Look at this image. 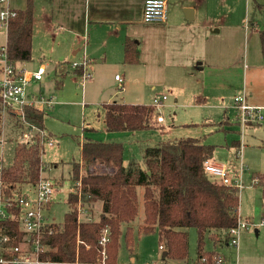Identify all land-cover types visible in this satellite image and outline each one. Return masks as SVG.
Instances as JSON below:
<instances>
[{
    "label": "trees",
    "instance_id": "trees-1",
    "mask_svg": "<svg viewBox=\"0 0 264 264\" xmlns=\"http://www.w3.org/2000/svg\"><path fill=\"white\" fill-rule=\"evenodd\" d=\"M12 10L16 15L9 19L6 45L11 62L23 65L32 60L34 1L27 0L24 9ZM262 46L264 54V36ZM137 61V43L128 39L125 62ZM76 70L82 74L81 69ZM2 108L0 89V112ZM26 114L29 122L45 129L44 109L29 107ZM158 116L153 105L115 101L104 106L108 132L151 131L157 128ZM1 118L0 113V122ZM42 148L38 134L30 140L21 139L15 146L13 162L8 166L0 164V192L4 200L15 198L38 183L46 168ZM215 148L196 138H182L147 146L142 159L133 158L125 163L122 143L85 141L81 145V160L72 163L69 211L63 222L48 220L44 224L41 262L101 264L104 247L100 240L107 229V264H116L121 237L130 249L134 247L132 224L139 215V188H143L144 219L139 232L157 231L166 259L185 261V229L196 228L200 261L206 259L207 264H216L219 257L213 250H205L206 239L219 242L217 232L224 231L226 242L230 243L229 230L238 225L241 216L240 186L226 185L205 169L206 162L214 160ZM97 162L114 167L115 173L92 174L90 168ZM82 169L86 174H81ZM63 182L62 178L57 187ZM260 182L264 194V177H260ZM80 208L86 211L81 219ZM14 212L11 219L0 223L2 234L11 238L5 243L8 247L23 245L27 237L19 209Z\"/></svg>",
    "mask_w": 264,
    "mask_h": 264
},
{
    "label": "crops",
    "instance_id": "crops-1",
    "mask_svg": "<svg viewBox=\"0 0 264 264\" xmlns=\"http://www.w3.org/2000/svg\"><path fill=\"white\" fill-rule=\"evenodd\" d=\"M33 1L32 57L36 50L38 65L45 66L46 72L41 81L29 84L27 91L30 96H46L43 82L50 76L49 67L52 64L56 66L54 85L57 89H62L69 63L86 59L90 62L92 73L89 81L95 82L99 78L104 79L108 73H115V82L125 95L133 93L138 98L148 95L153 97L154 102L158 96L165 95L167 100L170 94H176L175 103L186 100L180 103L191 105L196 100L191 97H197L204 101L201 104L205 106L209 102H205L207 98L201 95L205 94L207 88L221 87V97L228 90L234 93L232 106L234 97L242 93H245L248 104L264 106L262 40L259 51L255 41L254 50L250 53V28L246 26L251 6L257 10L254 15L261 18L264 26V0H167L166 21L155 24L143 21L146 0ZM26 3L27 0H9L8 6L20 10L26 7ZM221 3L228 5L232 11L224 19L220 18L218 12ZM4 6L6 7L5 3L0 13L5 9ZM262 36L264 34H261V38ZM128 39L137 43L138 61L134 64L125 62V43ZM20 66L27 69L26 63ZM73 73L81 76L76 69H73ZM117 75H120L121 80L116 79ZM188 83L193 87L188 88ZM159 87H163L167 93H156ZM106 92L102 89V96ZM113 96L111 93L102 98L103 116L104 106L117 101L106 100ZM55 97H52L54 103L49 108H44L46 114L55 108ZM192 99L193 101H189ZM117 102L131 105L153 104H134L123 100ZM224 104L225 102L216 106L223 108ZM232 108L238 112L235 106ZM238 117L239 113L236 123ZM9 119L13 126V119ZM164 122H158L157 128H164L161 125ZM223 123L228 124L230 121ZM103 124L105 126L104 117ZM90 129L95 131L94 127ZM134 134H138L137 131ZM234 168L236 169L235 165ZM114 172L113 170L112 173ZM229 173L231 174L230 170ZM243 243L244 239L240 240V236L238 246L228 242L235 247L237 255L240 245L243 249ZM217 256L222 263L223 258ZM255 257L251 263L246 260L242 263L239 256L237 264H264V254H257ZM187 264L202 262L198 258L195 263Z\"/></svg>",
    "mask_w": 264,
    "mask_h": 264
},
{
    "label": "rangeland",
    "instance_id": "rangeland-1",
    "mask_svg": "<svg viewBox=\"0 0 264 264\" xmlns=\"http://www.w3.org/2000/svg\"><path fill=\"white\" fill-rule=\"evenodd\" d=\"M3 4L0 2V11L3 9ZM255 10L251 6L249 18L246 21V26L250 28L248 40L250 53L254 50L255 41L259 51L262 40L261 34H264L262 20L258 15H254ZM218 12L220 18L224 19L232 11L228 5L221 3ZM6 35V26H0V45L6 44ZM36 55L35 50L32 60L26 63L27 69L30 71H36L39 68ZM55 67L54 64L49 67L50 76L43 82L46 96L53 97L55 95L57 104L53 110L45 114V129L52 135L55 144L53 147H45V152L42 154V161L46 167L42 175L56 183L63 178L64 182L62 186L57 187L54 203H51V209L47 214L49 220L61 223L69 211L67 197L73 186L70 181L72 163L81 160V145L85 141L122 143L124 162L127 163L133 158L142 159L144 149L147 146H156L161 142L176 141L182 138H196L204 144L214 145L216 147L214 161L227 164L231 176L238 180L240 186V220L249 224L240 235V240L243 238L244 243L243 249L241 245L239 247V255H237L238 252L235 247L226 242L224 231L217 232L220 238L219 242L206 239L205 250H213L216 255L223 258L220 264H237L239 256L242 263L244 260L251 263L257 254H264V194L263 185L260 182V177H264V124L243 128L239 120L236 123L238 112L232 108L234 106L231 104L234 94L232 91H225V95L221 97L220 92L223 90L221 87L207 88L205 94L201 95L207 98L205 102H209L205 106L201 104L204 101L197 97H191L196 99L194 101L193 99L189 100L193 101L191 105L180 103L186 100L175 103L176 94H170L168 99L156 108L159 115L165 120L161 124L164 128L137 131L138 134H134L135 132H108L103 124L104 116L101 102L104 99L102 98L112 93L114 94L113 98L106 99L107 101L123 100L134 104H152L153 97L146 95L138 98L133 93L123 94L124 91H121L115 82V73H108L104 79L99 78L95 82L88 80L82 83L81 76L74 75V68L71 63L67 67L68 72L64 79V87L57 89L53 82L55 80ZM187 87L193 86L188 83ZM102 89L107 91L103 96ZM165 92L167 93V90L164 91L163 87L156 90V93L159 94ZM101 96L102 98H100ZM223 102H225L223 108L216 106V104ZM226 107L228 109H225ZM9 117L14 121L13 126ZM226 120L230 123H223ZM22 126V123L12 116H8L3 123L0 122V138L5 140L0 149V164L2 166H8L13 162L15 146L22 139ZM91 127H94L95 131H92ZM241 167L242 172L240 174ZM113 170L115 171L114 167L97 162L91 166L90 172L97 175H111L115 173H112ZM81 174H86V170L82 169ZM139 204V215L132 224L135 238L134 247L130 249L124 236L121 237L116 264L195 263L199 258L196 228L185 229L188 236V257L185 261L164 259L162 256L165 249L160 248L161 242L157 231L143 234L139 232L144 219L143 188H139ZM84 214H86L85 210L80 213L81 217ZM232 258L235 259L231 261Z\"/></svg>",
    "mask_w": 264,
    "mask_h": 264
},
{
    "label": "built area",
    "instance_id": "built-area-1",
    "mask_svg": "<svg viewBox=\"0 0 264 264\" xmlns=\"http://www.w3.org/2000/svg\"><path fill=\"white\" fill-rule=\"evenodd\" d=\"M6 4V10L0 13L1 25L8 26L9 19L14 17L16 13L8 6L9 0H0ZM167 0H146L144 4L143 21L147 24L163 23L167 16ZM89 61L86 59L81 62H73L71 66L74 69H81V81L85 83L91 77ZM46 72L45 66L41 65L38 70L30 71L20 65H14L8 54L7 45L0 46V89L3 108L1 109L2 123L8 116H12L18 122L22 123L23 130L21 132L22 140H30L32 136L38 134L45 147H52L55 142L53 137L45 129H40L27 119L26 110L32 108H49L54 100L52 97L39 94L30 96L27 88L32 82H39L43 79ZM117 80L120 75L116 76ZM166 96H158L154 99L153 106L160 107L166 100ZM239 113V121L243 128L254 124H264V106H253L247 103L245 93L238 94L234 97L233 102ZM159 123L164 122L162 116L157 117ZM36 132V133H34ZM4 138H0V149L4 145ZM1 169V167H0ZM206 171L212 176L218 178L226 185H238V180H235L229 173L228 166L215 162L214 160L207 161L205 164ZM242 167L240 168V174ZM43 173V172H42ZM239 177V175H238ZM1 186V180H0ZM57 184L48 177L41 175L38 183L30 191H26L17 195L13 199L4 200L0 192V223L4 220L11 219L15 209H19L20 222L23 230L27 233L25 243L8 247L6 242L11 239L9 236L2 234L0 226V264H27V263H42L40 254L44 251L41 242L44 224L49 218L46 215V210L51 205L57 193ZM32 191V192H31ZM80 213L83 210L80 208ZM81 219V215H79ZM246 221L240 220L238 225L229 230L231 238L230 244L233 246L239 245V236L243 229L248 227ZM109 242L108 230L105 229L100 244L104 247L102 251L101 264H107L106 244ZM161 248H163L161 246ZM218 259V258H217ZM202 264H207L206 259H202ZM220 259L216 264H220ZM71 264H81L78 261Z\"/></svg>",
    "mask_w": 264,
    "mask_h": 264
},
{
    "label": "water",
    "instance_id": "water-1",
    "mask_svg": "<svg viewBox=\"0 0 264 264\" xmlns=\"http://www.w3.org/2000/svg\"><path fill=\"white\" fill-rule=\"evenodd\" d=\"M166 255H167V253L164 252L162 257L165 259L166 258Z\"/></svg>",
    "mask_w": 264,
    "mask_h": 264
}]
</instances>
